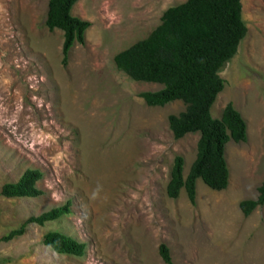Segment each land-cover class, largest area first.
<instances>
[{
  "label": "rangeland",
  "instance_id": "obj_1",
  "mask_svg": "<svg viewBox=\"0 0 264 264\" xmlns=\"http://www.w3.org/2000/svg\"><path fill=\"white\" fill-rule=\"evenodd\" d=\"M185 0H78L71 15L90 26L62 62L63 33L45 26L48 0H0V190L27 169L43 176L36 198L0 195V264H264V205L245 217L239 202L257 197L264 180V0H241L246 35L222 67L223 89L210 109L231 102L246 141L225 146L228 185L196 181L191 203L166 185L175 156L185 177L198 133L175 140L167 117L180 100L149 107L137 82L113 56L145 38L165 9ZM70 200V214L1 240L30 216ZM59 231L86 244L78 258L53 252L44 234Z\"/></svg>",
  "mask_w": 264,
  "mask_h": 264
},
{
  "label": "trees",
  "instance_id": "obj_2",
  "mask_svg": "<svg viewBox=\"0 0 264 264\" xmlns=\"http://www.w3.org/2000/svg\"><path fill=\"white\" fill-rule=\"evenodd\" d=\"M77 1L47 2L45 26L49 31L58 29L63 33V64L74 43L83 44L84 33L90 26L88 21L71 15ZM246 31L241 0H185L165 9L159 24L145 38L113 56L116 69L133 81L162 86L157 91L139 94L147 106L162 107L175 100L185 105L183 111L167 117L175 140L187 134H199L195 158L185 177L183 158L175 156L173 159L166 185V195L171 199L177 198L184 189L188 200L194 203L198 179L215 191L228 185L225 146L229 141H246V123L231 102L226 104L218 119L211 117L210 109L224 86L219 72L236 54ZM42 176L37 169H27L16 182L3 184L0 195L36 198L42 194L36 186ZM257 192L255 199L239 202V210L245 217L264 205V180ZM70 205L68 200L63 206L30 216L1 240L8 242L21 236L28 224L43 226L70 214ZM42 242L56 254L81 258L86 253L85 243L59 231L47 232ZM158 252L165 264H174L165 244L159 245Z\"/></svg>",
  "mask_w": 264,
  "mask_h": 264
}]
</instances>
